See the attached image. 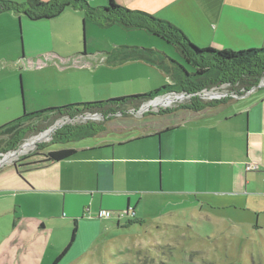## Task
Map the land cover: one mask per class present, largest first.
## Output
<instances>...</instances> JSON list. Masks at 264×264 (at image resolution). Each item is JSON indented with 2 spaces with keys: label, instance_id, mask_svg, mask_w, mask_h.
Listing matches in <instances>:
<instances>
[{
  "label": "crops",
  "instance_id": "1",
  "mask_svg": "<svg viewBox=\"0 0 264 264\" xmlns=\"http://www.w3.org/2000/svg\"><path fill=\"white\" fill-rule=\"evenodd\" d=\"M115 1L172 22L202 48L264 47V0ZM103 63L141 64L150 76L163 73L172 83L160 67L144 61L109 64L103 53ZM180 115L176 122L159 114L127 121L129 125L117 121L114 129L73 141L75 155L60 162L30 165L33 159L27 158L3 166L0 202L10 203L11 234L23 239L21 251L41 253L39 245L48 242L42 236L30 239L40 232L49 234L57 213L78 226L71 250L87 223L99 219L100 209L133 208L135 218L113 220L118 227H131L146 224L143 210L154 198H161L162 205L180 204V196L192 195L211 208L245 211L257 208V201L264 203V86ZM252 164L259 168L248 170ZM263 209L256 211L259 229H264L259 214Z\"/></svg>",
  "mask_w": 264,
  "mask_h": 264
},
{
  "label": "rangeland",
  "instance_id": "2",
  "mask_svg": "<svg viewBox=\"0 0 264 264\" xmlns=\"http://www.w3.org/2000/svg\"><path fill=\"white\" fill-rule=\"evenodd\" d=\"M12 1L22 3L27 0ZM88 1L92 6L104 5V0ZM17 14L15 11L0 14V126L24 112L135 96L171 84L163 73L150 76L148 69L141 64L104 65L103 52L118 45L156 47L158 51L184 62L177 47L164 39L142 29H126L120 25L100 27L93 21L84 22L83 10L67 8L53 19L40 21H31L25 15L19 17L21 13ZM235 89L243 92L241 86ZM170 95L173 96L171 102L154 104ZM176 95L183 94L167 92L159 95L143 111L137 104H125L117 110L116 114L120 115L114 121H105L101 111L78 116L101 114L105 118H76L69 123L63 121L69 116L55 119L45 124L43 130L29 133L16 149H22L35 136H43L57 123L76 126L102 122L107 128L114 129L118 127L114 125L117 121L129 125L127 121L147 120L154 114L176 122L181 120L180 114L185 110H195L187 107L194 100L206 106L234 99L230 93L217 99L210 97L216 96L213 94L204 99L200 95L190 99ZM62 126H58L49 139L38 141L26 152H19L14 159L0 164V169L35 152L74 146L76 142H54L55 134ZM2 148L0 159L15 152H4ZM160 200L154 198L149 206L144 207L145 225L118 227L113 221L115 218H99L87 223V230L80 231L73 247L58 264H264V229H259L256 220V211L261 209L263 202L257 201V208L245 211L211 208L202 205L203 201L192 195L180 196V204L162 205ZM9 207L10 203L0 202V264H52L71 241L73 221L62 219V214L57 213L60 216L51 224L54 229L49 234L40 232L30 239L42 236L48 245H39L41 253L31 254L30 251H21L23 239L11 234ZM259 214L264 223V209Z\"/></svg>",
  "mask_w": 264,
  "mask_h": 264
},
{
  "label": "trees",
  "instance_id": "3",
  "mask_svg": "<svg viewBox=\"0 0 264 264\" xmlns=\"http://www.w3.org/2000/svg\"><path fill=\"white\" fill-rule=\"evenodd\" d=\"M107 1L106 5L92 6L88 0H50L48 2L27 0L22 3L0 0V13L15 11L18 14H24L31 20H40L57 17L67 8L72 7L83 10L85 21H93L100 27L120 25L126 29H142L175 45L184 62L177 61L168 53L158 51L156 47L128 45H118L108 52H103L106 62L118 64L129 60L144 61L160 67L172 79V83L135 96L67 104L32 113L25 112L17 119L0 126V149L5 147L2 148L4 152L16 149L29 133L43 130L41 128H44L45 124L58 118L65 116L75 118L93 111H101L107 118L109 114L116 113L125 104H137L140 107L144 102L167 92L194 94L205 88L225 84H230L232 89L241 86L243 87L242 93H244L257 86L264 77V47L247 50L202 48L194 44L182 29L166 19L146 11L130 9L118 4L115 0ZM207 95L210 96L212 93ZM204 106L205 104L194 100L187 107L199 110ZM106 129L102 122L99 124L87 122V124L76 126L66 124L58 129L54 142L69 143L104 133ZM75 153L76 149L71 147L42 153L35 152L22 157L16 163H21L27 158L33 159L29 162L30 165L60 162L71 158ZM38 156L41 157L38 158ZM135 217L136 214L132 218ZM77 227L75 222L70 243L53 264H58L68 252L76 239Z\"/></svg>",
  "mask_w": 264,
  "mask_h": 264
},
{
  "label": "bare ground",
  "instance_id": "4",
  "mask_svg": "<svg viewBox=\"0 0 264 264\" xmlns=\"http://www.w3.org/2000/svg\"><path fill=\"white\" fill-rule=\"evenodd\" d=\"M263 83H264V77H263ZM231 85L230 84H226V85H223L222 86V89L221 88H219V87H212L210 90H208L206 93L208 94V93H212L213 95H216V96H210V97H221V96H223V95H225V94H227V93H229L231 90H232V88L230 87ZM224 88H227L226 90H223ZM206 94V96L205 97H203V99L204 98H206V97H208V95ZM184 95V94H183ZM176 95L177 97H180V98H184V96H186L187 98H191V97H193L192 95ZM173 100V96L172 95H170V96H168L166 99H160V100H158V101H153V99H151V100H149V101H147V102H144L141 106H140V109H141V111H143V110H145L146 108H148L149 107V105L151 104V102H154V104H158V103H162V102H164V101H168V102H171ZM175 100V99H174ZM145 108V109H144ZM92 114V113H91ZM98 114V113H97ZM90 115V114H89ZM120 115V113H115L114 115H112V116H115V117H118ZM94 117H98V118H104L103 117V115H101V114H99V115H94V116H92V117H90V116H86V115H84V116H77V117H75V118H69V117H67L68 119L66 120H63V121H65V122H67V123H69V122H71V121H73V120H75L76 118L77 119H88V118H91V119H93ZM63 124H64V122H63ZM62 123L60 124H56V125H54V127H52L51 129H49L43 136H35V137H33V138H31L27 143H25L24 145H23V147H22V149H14L13 150V154L12 155H10L12 152H10L9 154H7L6 156H8V155H10L9 157H6V158H3V159H0V164H2V163H4V162H7V161H9V160H11V159H14L16 156H17V154L19 153V152H26V150H28L29 148H32L34 145H36V143L38 142V141H41V140H44V139H49L50 138V136L52 135V133L58 128V126H62L63 125Z\"/></svg>",
  "mask_w": 264,
  "mask_h": 264
},
{
  "label": "built area",
  "instance_id": "5",
  "mask_svg": "<svg viewBox=\"0 0 264 264\" xmlns=\"http://www.w3.org/2000/svg\"><path fill=\"white\" fill-rule=\"evenodd\" d=\"M263 78L261 79V86H264V83H263ZM226 85V84H225ZM222 86L223 85H221V86H215V87H219V88H221L222 89ZM211 88V87H210ZM210 88H205L204 90H202V91H200V93L198 94V95H196V96H201V97H205L206 96V92L208 91V90H210ZM255 87H253L251 90H253ZM250 90V91H251ZM249 91V90H248ZM230 95L232 96V97H234V98H237V97H240L241 96V94L242 93H239V92H237V90L236 89H232L230 92ZM229 93H227V94H225V95H223V96H221V98H223V97H226V96H228V94ZM244 93H247V91H245ZM185 95V94H184ZM195 95H193V97H194ZM217 98H219V97H216V98H214V99H217ZM214 99H212V100H214ZM259 168V165L258 164H252V165H248L247 166V169L248 170H257ZM135 215V211H134V209L133 208H129V209H127V210H121V211H112V210H108V209H100L99 211H98V217L99 218H103V219H110V218H116V219H118V220H121V219H123V218H125V217H127V216H131V217H133Z\"/></svg>",
  "mask_w": 264,
  "mask_h": 264
},
{
  "label": "water",
  "instance_id": "6",
  "mask_svg": "<svg viewBox=\"0 0 264 264\" xmlns=\"http://www.w3.org/2000/svg\"><path fill=\"white\" fill-rule=\"evenodd\" d=\"M259 88H261V81H260V83L257 86H255V88L253 90H251V91L249 90V91H247V93H242L241 96L251 94V93L255 92L256 90H258ZM199 93L200 92H197V93H194V94L188 93V92H179V94L192 95V96L195 95L194 97H196V95H198Z\"/></svg>",
  "mask_w": 264,
  "mask_h": 264
},
{
  "label": "flooded vegetation",
  "instance_id": "7",
  "mask_svg": "<svg viewBox=\"0 0 264 264\" xmlns=\"http://www.w3.org/2000/svg\"><path fill=\"white\" fill-rule=\"evenodd\" d=\"M17 160H20V159H17Z\"/></svg>",
  "mask_w": 264,
  "mask_h": 264
}]
</instances>
